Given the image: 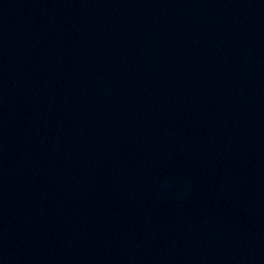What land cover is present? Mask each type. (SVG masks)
I'll return each mask as SVG.
<instances>
[{"label": "water", "instance_id": "95a60500", "mask_svg": "<svg viewBox=\"0 0 264 264\" xmlns=\"http://www.w3.org/2000/svg\"><path fill=\"white\" fill-rule=\"evenodd\" d=\"M0 264H264V0H0Z\"/></svg>", "mask_w": 264, "mask_h": 264}]
</instances>
